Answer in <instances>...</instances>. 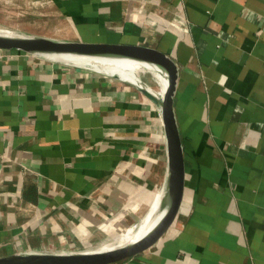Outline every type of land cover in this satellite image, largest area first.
<instances>
[{"label": "crops", "instance_id": "obj_1", "mask_svg": "<svg viewBox=\"0 0 264 264\" xmlns=\"http://www.w3.org/2000/svg\"><path fill=\"white\" fill-rule=\"evenodd\" d=\"M31 5L54 12V33L50 18L1 31L146 46L179 69L183 202L153 247L114 264H264V0ZM121 65L140 83L83 59L0 49V258L117 247L165 209V89L149 85L145 63Z\"/></svg>", "mask_w": 264, "mask_h": 264}, {"label": "water", "instance_id": "obj_2", "mask_svg": "<svg viewBox=\"0 0 264 264\" xmlns=\"http://www.w3.org/2000/svg\"><path fill=\"white\" fill-rule=\"evenodd\" d=\"M1 50H20L48 57L128 58L154 63L167 74L168 86L162 99V113L170 158L169 197L164 215L159 223L138 241L113 247V249L75 255H13L0 258V264H114L127 260L153 247L173 225L181 208L185 191V160L182 139L175 113L179 69L173 58L166 53L146 46L124 44H92L83 42L55 41L35 36H7L0 34ZM150 96L151 93L140 87Z\"/></svg>", "mask_w": 264, "mask_h": 264}, {"label": "rangeland", "instance_id": "obj_3", "mask_svg": "<svg viewBox=\"0 0 264 264\" xmlns=\"http://www.w3.org/2000/svg\"><path fill=\"white\" fill-rule=\"evenodd\" d=\"M35 0H0V30H6L11 31L19 34H24L25 31H35L33 29L34 26L37 24H40V26H43V22L48 23V19L52 20L50 28L52 29V32L54 33L55 24L59 23L58 17L55 16L53 11L50 12H43L42 15H38L39 11L35 12V9L32 3H34ZM43 0H36V2ZM39 4V3H38ZM13 35V34H12ZM53 35V34H52ZM58 41V40H55ZM137 67V66H133ZM133 67L128 66V72L133 74L135 77L137 76ZM139 72H143L144 70L142 68L138 69ZM146 71V70H145ZM133 72V73H132ZM122 71H118L117 75L122 76ZM148 78H150V83L155 90H158L157 83L155 81V77L152 73L146 74ZM130 76V75H129ZM154 77V78H153ZM166 93V89H165ZM145 227L141 226L140 228H133L132 233L131 230L129 232H126V235L123 237H119L117 243L118 245H123L126 243V241L129 239V235L133 233H138L144 231ZM129 233V235H127ZM116 245L113 243L105 244L101 247L102 248H113Z\"/></svg>", "mask_w": 264, "mask_h": 264}, {"label": "bare ground", "instance_id": "obj_4", "mask_svg": "<svg viewBox=\"0 0 264 264\" xmlns=\"http://www.w3.org/2000/svg\"><path fill=\"white\" fill-rule=\"evenodd\" d=\"M0 34L7 35V36H18V35H12V34H8V33H4L1 30H0ZM48 57L83 59V60L91 61L92 63L95 64V66L97 68L105 70L107 72L114 73V74H117L118 71H121V69L123 68V65H121V64L123 62L132 61V62L145 63L144 69L152 72L153 76L155 77V78L154 77L153 78L156 80V82H158L164 89L167 90V86H168L167 74L160 66H158L154 63L140 61V60H134V59H128V58L70 57V56H62V55H49ZM129 64H131L132 66H137V64H133V63H129ZM125 72H127V71H125ZM123 73L124 72H122L121 74H122L123 78L126 79L127 81L134 82V83H140V79L138 78V76L135 77L131 73H128V74H125V73L123 74ZM168 197H169V194L167 195L166 201L168 200ZM159 211L160 212H158L153 218H151L147 221L146 225L144 226L145 227L144 231H142V232L140 231L136 234H133L131 237H129V239L126 241L125 244L138 241L141 238H143L144 236H146L159 223V221L163 217L164 209H161ZM128 230H130V229H128ZM125 233L119 237H123L124 235H126ZM118 239L119 238H117L116 241ZM110 243H113V242H110ZM109 249H113V248H102L100 251H105V250H109Z\"/></svg>", "mask_w": 264, "mask_h": 264}]
</instances>
